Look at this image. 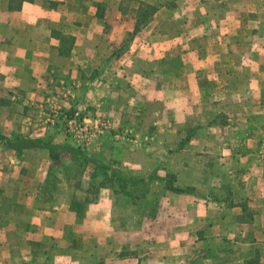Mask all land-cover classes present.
Listing matches in <instances>:
<instances>
[{
    "label": "crops",
    "instance_id": "0c3cea01",
    "mask_svg": "<svg viewBox=\"0 0 264 264\" xmlns=\"http://www.w3.org/2000/svg\"><path fill=\"white\" fill-rule=\"evenodd\" d=\"M101 1L158 9L114 55L92 0H0V135L84 146L141 174L174 173L198 194L167 191L150 215L149 251L125 260L109 197L84 213L72 196L40 195L45 171L17 173L58 165L65 151L53 159L0 139L10 155L0 157L10 165L0 169V264H264V0L186 2L190 17L179 0ZM64 104L109 117L113 131L74 133V145L61 125L46 127L48 107ZM170 150L187 158L172 165Z\"/></svg>",
    "mask_w": 264,
    "mask_h": 264
},
{
    "label": "rangeland",
    "instance_id": "374dc122",
    "mask_svg": "<svg viewBox=\"0 0 264 264\" xmlns=\"http://www.w3.org/2000/svg\"><path fill=\"white\" fill-rule=\"evenodd\" d=\"M129 1L131 3L132 1H134V3L138 2V0H126V3H129ZM179 1L182 4H180V8L177 10V12L181 11L183 17H190V11L187 10L188 4H186V2L215 3L218 2L219 0H179ZM248 1L252 4L254 1H259V0H248ZM19 2H22V0H14L15 4ZM92 2L94 3V6L98 7V14L106 15L109 19L108 21L106 20L105 24H103L104 29L106 30V36L109 35V37L106 39V43H109V47H106V49H111V50L113 49L114 55L121 54L126 50H129L130 47H132V44L134 43L133 40L135 34H137L139 30H142L145 27V25L148 24V22L154 16L152 7H156V10L158 9L157 5L147 4L141 1V6L137 10L136 9H124L120 11L106 10L102 7L101 0H92ZM183 2H185V4ZM170 3L176 5L175 0L170 1ZM173 7L175 8L176 6ZM262 11H263L262 15L264 16V9ZM210 12L212 13V15H214L213 13H215L213 8L211 9ZM163 17H166V15H164ZM261 18L262 17L260 16L259 19ZM263 22H264V18H263ZM255 30L256 32H254V34L256 36L262 33L261 32L262 29L260 27H256ZM256 41L259 44L262 43V41H260V38H258ZM247 46L248 44L245 43L244 47ZM107 62L108 60L102 62L101 65H106L108 64ZM54 107H48L49 111H51L52 108ZM59 107L60 108L56 117L50 118L47 115V117H49V121L48 124H46V127L53 128L59 124L62 126V128H64V134H66L67 136L69 135V137H72L73 140H74L73 138L74 133L81 135L84 138V140H88V138H85L80 131L75 132L70 130L67 122L68 119L72 117L76 111H79L80 114L84 116L83 110H80L79 108L75 109L74 106L65 105V104ZM112 129H113V122L111 128L104 131L103 133L106 132L109 133ZM97 135H99V133L94 134L92 137L94 138ZM15 137L16 136H13L12 138ZM74 145H77L75 140H74ZM67 146L68 145L64 147ZM81 147L82 148L80 152H70L68 150H64L65 152L61 154L58 165H43L44 166L43 170L38 169V165H17L16 166L17 173H19L20 170H28V171L30 170V172L32 173L33 172L36 173L37 171L39 173L40 172L44 173L45 171V174H42L43 176H41L42 180L40 183L41 184L40 195L45 199H49L50 197H52L56 201L57 199H62L66 195L72 196L77 201H81L79 202L80 203L79 207H80V211L84 213H86L90 204L97 203L100 200L99 196L105 195L109 197V199H111L110 208L113 212V216L111 219L115 223L114 224L115 227H118V229L125 232L124 237L120 239L118 238L119 241L124 243L123 249L121 251V257H123L125 260H128V258H132L134 254L137 255L140 254L141 258L144 257V255L149 251V244L151 241V239L149 238V234L147 233L148 225L151 220V217L148 215L149 208L140 207L141 203H143L140 201H138L139 203L134 204L133 200L122 192L120 183L118 181L117 182L114 181V177L110 171H103L100 168L96 167L95 163L90 161V159H98L96 158L98 156H94L93 154H91L90 150H88L87 147L84 146ZM1 149H4L2 148V145H0V151ZM170 154L173 155L174 150H170ZM102 155L99 158H102ZM9 156L5 155V152H0V157H7L9 159ZM172 157H173L171 158L172 165H179V163L181 162L180 160L184 161V159L187 158L186 155L182 156L180 154H174ZM37 158L38 156L36 155L31 156V159H37ZM105 159L108 163L113 162V160L108 158V156H106ZM167 163H170V161H168ZM164 164H166L165 161H163L159 165H164ZM115 165L119 166V169L123 174L131 175V173L132 174L135 173L138 175H146V174H141L132 167L128 165H123L122 163L119 164L115 162ZM9 166L10 165H0V169L1 170H3V168L9 169ZM13 166L14 165H12V167ZM103 179H106L105 183L103 186H100L99 183ZM90 183H94V185L92 186L90 185ZM91 187H93V190L91 189ZM148 188L159 196L157 198L158 200L157 206L154 208V211L158 212L160 208V204H159L160 200L162 201L163 198L162 195L166 191L162 188L161 184H158V182L150 183V185L147 186V189ZM131 190L135 192L134 187L133 188L131 187ZM4 191L5 188L2 192ZM94 193H99L98 199L95 201L94 199L96 198L94 196L95 195ZM86 197H89V201H87L89 203H85V202L83 203ZM84 220L86 221V219H82L81 222H83Z\"/></svg>",
    "mask_w": 264,
    "mask_h": 264
},
{
    "label": "trees",
    "instance_id": "16d2710c",
    "mask_svg": "<svg viewBox=\"0 0 264 264\" xmlns=\"http://www.w3.org/2000/svg\"><path fill=\"white\" fill-rule=\"evenodd\" d=\"M153 13L156 11V7H152ZM0 139L5 140L6 145L16 147L17 149H20L19 147H44L48 148L51 151V157L53 159H57L60 155V153L64 150H68L70 152H80L82 147H64L60 145H55L49 142H46L42 139H28V138H19L16 141H10L6 137L0 135ZM93 163H95L96 167L100 168L103 171H110L111 174L114 177V181H118L120 183V187L123 193H125L129 198L133 200L134 204L141 203L140 207L142 208H149V216L155 215L157 211H154V208L157 206L159 197L156 193H154L151 189H147V186L150 185V183L158 182V184L162 185V188L167 191H172L175 193H184L188 192L191 194H198V191L196 190V187H185L181 188L179 186H176V180L177 176L174 173H167L165 175H160L156 170H153L152 172L146 174V175H138V174H123L121 170L119 169V166L115 165L116 163H119L118 161H113L112 163H108L105 160L102 159H90ZM120 164V163H119ZM106 179H103L100 181L99 185L103 186ZM112 180V179H111ZM90 185H94V183H90ZM131 187L135 188V192L131 190ZM93 190V187H91ZM165 192V193H166ZM162 196H164V194ZM95 200L98 199L99 193H94ZM100 197V196H99ZM48 199H46L47 201ZM89 197H86L83 201V203H89ZM92 201V202H94ZM81 201H77L76 199L73 200L72 207L80 210V203ZM82 203V204H83ZM160 206H161V200H160ZM155 212V213H154Z\"/></svg>",
    "mask_w": 264,
    "mask_h": 264
},
{
    "label": "built area",
    "instance_id": "2783aa9c",
    "mask_svg": "<svg viewBox=\"0 0 264 264\" xmlns=\"http://www.w3.org/2000/svg\"><path fill=\"white\" fill-rule=\"evenodd\" d=\"M59 106L52 108L48 112L50 118L56 117ZM68 126L72 131H80L85 138H91L96 133H103L112 126V121L109 117L100 116L95 119H90L89 117L82 116L79 111H76L72 117L68 119Z\"/></svg>",
    "mask_w": 264,
    "mask_h": 264
}]
</instances>
